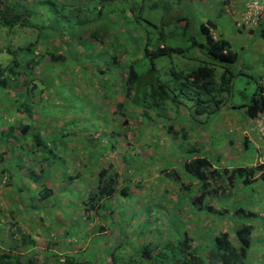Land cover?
<instances>
[{
	"label": "trees",
	"instance_id": "16d2710c",
	"mask_svg": "<svg viewBox=\"0 0 264 264\" xmlns=\"http://www.w3.org/2000/svg\"><path fill=\"white\" fill-rule=\"evenodd\" d=\"M133 1L84 0L83 4H78L76 0H71L72 3H65V0L61 3L57 0H0V28L7 33L6 36L10 32L27 27L35 26L38 30L34 39L21 36L17 43L6 44L4 55L0 51L2 58L0 60V182L5 176L6 181L3 186H7L10 190L4 194L16 195L17 199L16 204H11L7 208V214H5L7 210L0 208V211H3L0 215L6 219L4 223L0 222V234L3 235L6 223L14 226L5 236L8 241L6 246L0 247V264H246L256 235L254 219H258L260 209L252 211L250 207L238 201H233V206L229 207L218 204L221 200L232 196L240 184L249 186L260 183V192L264 194V161L222 166L219 156L208 157L203 145L198 146L196 142H191L185 121L192 120L197 126L206 128L213 119L220 117V113L226 107L233 110L243 109L246 118H255L260 113L264 114L262 76L253 77L255 88L248 100L233 102V81L242 73V70L233 68L238 62L239 52L227 38L218 35L216 37L213 34L216 31V24L212 20H207L198 25V36L192 37L193 45H197L203 51L207 60H203L193 70L171 68L172 77L168 80L162 79L160 70L155 64V57L169 54L174 50L183 55L184 50L177 46L167 47L163 42V26L167 22L164 20L155 22L136 12V9H141L147 4H150L147 6L150 9L158 8V0H138L139 7L135 6ZM184 1L188 0H176L177 3H174L180 6ZM44 8L47 9L50 17L56 18L55 22L45 18ZM112 15H121L125 19L123 22L129 24V30L137 33L131 43L137 45L139 43V52L137 54L138 50H135L131 58L127 56L124 62H117L115 56L118 55V51L115 46L119 45V36L115 35L111 40V46H114L113 56L108 57L113 66L111 63L105 65L106 62H103V69H99L97 63L89 69L85 68L86 70L79 67L83 73L82 80H87V89L96 91L91 87L95 85L94 71L97 70L104 75L109 74L113 82L105 78L100 82V87L111 88L112 85L117 84L119 90L112 88L108 91L109 89L105 88L106 91L103 93L109 95L110 92H123V99L117 104L118 110L121 109L120 113H125L129 117H135L137 114L144 122L158 117L166 122L168 131L174 130V125H177L174 132L175 135L181 136V140L179 152L176 154L182 156L184 161L181 172L173 170L167 172V176L179 184L180 190L187 189L190 193L192 187L184 186L180 177H188L190 181L196 183L195 194L190 196L188 192L186 195L192 208L198 212L221 217L230 213L234 221H231L230 231L222 230L214 233V229H206L209 240L206 241V236L205 241L197 244L188 231H184L174 239L166 238L162 232L160 237L156 236L154 240L141 239L138 243L129 240L112 241L104 249L92 250L88 247V243L84 249L73 252L68 251L73 241L64 243L63 240H59L53 243L48 239L46 248L39 254L36 250V234L23 231L18 225L16 214L19 210L22 211L18 204L27 200L29 205L23 206L27 210L26 213L37 210L41 220H44L41 210L45 209L41 201L44 202V206H49L50 200L56 202L53 206L59 204L61 208L67 206L68 202L57 203L53 195L54 189L45 184L52 173L62 172L59 180L63 186H60L59 193L70 195L71 201L72 198L77 197L76 202L79 201L78 206L82 208L81 214L75 220L78 223L71 221L65 231L57 236L58 238L86 239L90 232L78 233L77 227L88 221L92 223L96 216H99L100 220L93 223L99 232L104 231L100 222L109 218L106 212L110 215L114 213L112 205L118 194L127 195L128 184L119 186V178L121 175L127 177V170L124 167L134 166L132 162L138 158L139 153L125 151L119 155L127 159L126 163L123 161L121 174L116 171L114 163H108L104 167L97 165L96 167L99 168L96 176L95 170L92 169L97 162L95 159L97 148H100L101 153L107 151L108 146L116 149L117 140L114 139L120 132L113 129L109 137L114 136V139L105 145L99 143L94 146L91 141L84 144L78 151L85 152L87 156L89 153L94 159L88 157V162H80L83 170L75 171L74 167L68 171L67 160L74 157L73 154L65 156L66 151L71 152L72 149L70 150L68 143L63 139L75 134L78 137L83 136L84 133L75 132L79 122L71 123L73 127L70 130L61 126L53 131L52 127H46L42 121V124L36 121L39 108H43L41 103H47L45 97L50 94V90L57 86L61 88L60 84L63 82L75 83L73 79L75 73L73 77L69 73L70 70L75 71V66L68 61L69 51L66 48L62 54L60 50L62 45L50 42L54 39L52 36L72 35L74 38H80L81 32L89 30L90 25L95 23L97 26L93 31L90 30V33L98 37L101 31L107 32L109 29L119 27ZM57 19L61 20L60 26L57 25ZM169 19L176 24V19ZM68 24L69 26H66ZM137 26H140L138 30ZM46 27H49V30ZM237 29L240 34L246 33L247 38L255 35L264 39V11L256 24L242 23ZM129 38L131 41V37ZM38 44L40 46L37 48ZM43 58H47L49 62L45 64ZM101 59L102 57L99 58ZM41 62L45 67L40 66ZM74 63L79 62L77 60ZM124 71L122 79L119 73ZM120 80L122 84L117 83ZM80 99L78 106H75V115L83 112L85 96ZM8 101L12 104L10 108L5 105ZM64 101L66 106L68 100L64 99ZM93 107L95 110L94 105L88 109L93 110ZM128 107L134 111L129 110ZM5 113L13 119L5 118ZM126 122L125 120L124 123ZM85 123L82 122L83 125ZM42 126L51 129L49 134L53 137L44 136L41 132ZM77 130L80 131L79 128ZM243 142L246 143L245 139ZM175 152L176 150L173 151ZM37 167L41 169L39 172L35 170ZM87 174L89 176H86ZM24 178L28 180L25 185L22 182ZM75 178L80 182L88 183V192H80L78 189L75 190L76 195L71 194L74 188L68 187L73 186ZM30 181L34 184L30 185ZM24 190L29 191L27 199L21 196ZM180 200L181 198L176 196L174 204L179 210H183V205L179 204ZM262 204L264 203L257 205L261 207ZM8 215L11 216L10 219L7 218ZM71 227H76V230H72ZM52 229L51 224H48L35 232L42 236ZM56 246L60 250H54Z\"/></svg>",
	"mask_w": 264,
	"mask_h": 264
},
{
	"label": "rangeland",
	"instance_id": "374dc122",
	"mask_svg": "<svg viewBox=\"0 0 264 264\" xmlns=\"http://www.w3.org/2000/svg\"><path fill=\"white\" fill-rule=\"evenodd\" d=\"M57 1L59 3L62 2V0ZM83 1L84 0H76V3L83 4ZM133 2H135V6L139 7L138 0H134ZM174 2L177 3L176 0H158V8L150 9V7H147L150 4H147L141 9H136V12L144 15L145 18L155 22H159L160 20L167 22V24L163 26V42L167 47L175 48V46H177L179 48L182 47L184 50L183 55H180L179 52L174 50L170 51L169 54H162L155 57V64L160 70L161 78L165 80L172 77L171 68L177 70H193L203 60H207V58H204L205 55L203 51L192 43V37H197L199 33L198 24L205 21L206 18H210L215 22V30L224 37L239 34L234 24L235 18L232 17L233 22L228 21V18L225 21L224 14L227 16L225 8H222L220 4L212 2L215 5H210L209 8H203L201 6V8L192 3L193 0L184 1L180 6ZM65 3L72 2L71 0H65ZM124 3H126V1H124ZM43 12L45 18L55 22L56 18L50 17L47 9L44 8ZM117 16L112 15L111 17L118 23L119 27L117 29H109L107 32L101 31L98 37H94L90 33V30L93 31L97 26L95 23L90 25L89 30L87 29L81 32L80 38H74L72 35H65L63 37L52 36L54 39L50 42L55 45L61 44L62 48H60V50L62 54L65 52L66 48V50L69 51L68 61L72 63V66H75V71L70 70L69 73L71 76L75 73V78L72 76L73 79H75V83L63 82L60 84L61 88L57 86L55 89L50 90V94L45 97L48 100L47 103L40 102L43 108H39L40 112L37 115L38 119L36 118V121L39 123L42 121L46 127H52L53 131L61 126L70 130L73 127L71 123L75 121L79 122L75 127V132H82L85 137H78V135L75 134L64 137L63 139L68 143L70 150L72 149L73 151H66L65 156L73 154L74 157L73 159L67 160L68 171L72 170L74 167L75 171L83 170L80 162H88L89 158L94 159L89 156V153L87 156L85 152L78 151L84 144L91 141L94 146H97L99 143L105 145L114 139V136L111 138L109 137V133H111L113 129L120 132L119 136L114 139L117 140L116 149L113 148V150L111 146H108V150H104L103 153H101L100 148H97V156L95 157L97 162L92 166V169L95 170L96 176L99 167H104V165L108 163H114L116 171L121 174V167H124L123 163H126L127 159L119 157V155H122L125 151L127 153L131 151L139 153L138 158L132 162L134 166L124 167L127 170V177L121 175L119 178V186L128 184L127 195L118 194L115 199L116 201H114L115 203L113 202L112 205L114 213L110 215L106 212L109 218L104 222H100L104 231L99 232L95 226L94 223L100 220V217L96 216L92 223L88 221L84 223V225L77 227L79 230H76V227H71L72 230H76L78 233L89 231V238L87 237L86 239L79 240L75 237L58 238L57 236L65 231V228L71 221L76 224L78 223L75 220L76 217L81 214L82 208L78 206L79 201L76 202L77 197L72 198L71 201L70 195L67 196L64 192H62V194L59 193L60 186H63L59 180L62 172L52 173L45 184L54 189L55 193H53V195L55 201H57V203L68 202L67 206L62 208L59 207L61 206L60 204L59 206H53L56 202H52V200L48 203L49 206H44V202L41 201V205L45 207V209L41 210L44 219L41 220L38 217L37 210L26 213L27 210H25L23 206H28L29 201L25 200L26 202L18 204L19 209L22 208V211L19 210L16 214L20 228L27 233L36 234V250L39 254L46 248L48 239L53 243L59 240H63L64 243L73 241V244L68 247V251L73 252L84 249L88 243V247L92 250L104 249L106 246L110 245L112 241L122 242L124 240H129L132 243H138L141 242V239L142 241L143 239L154 240L156 236L160 237L162 232L166 235V238L174 239L179 237L184 231H188L194 238V243L197 244L205 241V237L207 236L206 229L212 228L214 229V233L222 230L230 231L231 221H234L230 213H226L221 217L198 212L192 208L189 204V199H186L189 190H180L179 184L172 181L167 176V172H172L173 170L178 173L181 172V165L184 161L182 156L179 157L180 155L176 154L179 152L178 147L181 140V136L175 135L174 132V130L177 129V125H174V130L168 131L166 122L161 121L158 117L144 122L137 114L135 117H129L125 113H120L121 109L120 111L118 110L117 104L123 99V92H110L109 95L103 93L106 89H109L108 91H111L112 88L118 89L117 84L115 83L116 85L114 86L110 85L111 88L107 86L103 88L100 87V82L104 81L105 78H109L112 81V77L109 74L104 75L100 74L97 70L94 71L95 85L91 87L92 89H96V91L94 92L87 89V80H82L81 75L83 73H81L79 67L81 66L86 70L98 64L97 66H100V68H98L103 69V62H106L105 65L111 63L113 66L112 61L109 60L108 57L113 56L112 47L114 46H111V40L115 35L119 36V45L115 46L118 51V55L115 56L117 62H124L127 56L131 58L135 50H138L137 54L139 52V43L138 45L131 43L132 38L137 33H133L129 30V24L123 22L125 19L121 15ZM169 18L172 20L176 19V24L170 22ZM220 18L226 23L222 25L221 20H219ZM60 21V19H57L58 26H60ZM66 26H69V24ZM225 27L228 28L225 30ZM46 28L49 30V27ZM139 28L140 26H137V30ZM37 32L38 30L33 26L32 28L27 27L17 30L16 32H10L9 35L6 36L7 33L0 28L1 54H5L6 44L17 43L21 36L34 39ZM214 34L217 37L216 32H214ZM128 37H131V41ZM232 39V45L234 47L236 42L239 41V46L235 47L239 52V58L237 64H235L233 68L235 70H242V73L237 75L233 81L234 94L232 95V100L233 102L246 101L255 88L253 77L258 78V76L262 74L261 71L264 67V43L262 42L264 39L255 35L253 38H247L246 33L238 37H232ZM38 46H40V44L37 45V48ZM100 57H102L101 60H99ZM1 59L2 58H0V60ZM77 60L79 63H74V61ZM42 61L45 62V64L49 62L47 58H43ZM44 65L42 62L40 63L42 67H45ZM124 74L125 71L120 72V78L123 79ZM66 79H68V77H66ZM117 83L122 84V80ZM43 93L47 94L48 92ZM98 93L101 95H98ZM82 96H85L84 100H86L82 105L84 107L83 112L75 115V106H78L81 100L80 97L82 98ZM8 99L11 101L10 97ZM64 99L68 100L66 106H64ZM10 101L5 103L8 108L12 105ZM92 105L95 106V110L94 107L93 110L88 109ZM99 106L101 108H99ZM128 109L133 110L130 109V107H128ZM243 112V109H224L220 113V117L215 120L213 119V122H211L208 127L206 126V128L197 126L192 120H186L185 125L188 128L191 142H196L198 146L203 145L204 151L208 157L214 158L215 156H219L222 166L246 164L245 159L249 154L251 157H255L257 154V158H252L250 163L263 162L264 135L257 131L252 120L244 117ZM5 115V118L10 120L13 119L12 116L8 117L6 113ZM257 116L261 117L259 114ZM125 120L127 121L126 123H124ZM83 121L87 123L83 125ZM68 122L69 124H67ZM77 128H79L80 131L77 130ZM41 129L44 136L53 137L52 134H49L51 129L43 126ZM36 130L37 128L34 129V131ZM228 139L231 140L230 143L227 142ZM244 139L246 143L243 142ZM58 143L61 145L60 142ZM133 147L134 149H132ZM174 150H176L175 153H173ZM178 157L179 159L177 160ZM97 165L100 166L96 167ZM35 170L39 172L41 169L37 167ZM86 176H89V174ZM180 178L184 186L192 187V192H189L190 196H192L193 193L195 194L196 183L190 181L188 177ZM5 181V176H3L0 182L1 210H7L11 204L17 203L16 195L9 196L4 194L10 190L7 186H3ZM22 182L24 185L27 184V178H24ZM29 183L30 185L34 184V182L31 181ZM73 186L68 187L74 188L71 190L72 195H76L75 190L78 189L80 192H88L89 190L88 183L80 182L77 178L74 179ZM260 190V183L249 186L240 184L236 191L232 193V196H228V199L221 200L218 205L229 207L233 206V201H238L240 204L250 207L252 211L260 209L258 219H254V224L256 225L255 231L256 233H264V211H261L262 208L257 205L258 203H264V194L260 192ZM28 194V190L21 192V196L26 199L28 198ZM176 196L181 198L179 204L183 205V210H179L178 206L174 204ZM37 202L38 201L35 203L37 204ZM51 206H53V208ZM262 207L264 208V204H262ZM2 212L3 211H0V214ZM7 212L8 210L5 214H7ZM10 217V215L7 216L8 219H10ZM31 219L34 220L32 221ZM5 220V217H0V222L4 223ZM48 224H51L53 229L42 236L37 235L35 231L41 230L44 225L48 226ZM13 227L9 223L5 224L3 235L0 234V247L6 246V242L8 241L5 236H7L6 234H8ZM211 231L212 230H210V232ZM138 233L139 235H137ZM260 236L262 238L259 241L258 248L261 250L254 252L255 254L258 253V257L260 258L254 260L255 262L257 261V263L254 264H260L259 262L264 264V234ZM207 238L206 241L209 240L208 236ZM54 250L60 249L56 246Z\"/></svg>",
	"mask_w": 264,
	"mask_h": 264
},
{
	"label": "crops",
	"instance_id": "0c3cea01",
	"mask_svg": "<svg viewBox=\"0 0 264 264\" xmlns=\"http://www.w3.org/2000/svg\"><path fill=\"white\" fill-rule=\"evenodd\" d=\"M247 1H250V0H193V2L192 3H194L195 5H198V6H202L203 8H205V7H208L209 8V6L210 5H215V4H213L212 2H215L216 4H220V6L222 5V8L224 7L225 8V12H226V15L227 16H225V14H224V18H225V21L227 20V18H228V21H230V22H233V20H232V17H234L235 19H234V24H235V26H236V23H235V20H237L238 19V17H239V14L241 13V11L243 10V7H244V5H245V3L247 2ZM201 7V8H202ZM222 8H220V9H222ZM205 18H206V16H205ZM229 18H231V19H229ZM210 19V18H209ZM208 18H206V20L205 21H207V20H209ZM211 20V19H210ZM219 20H221V18L219 19ZM205 21H203V22H205ZM221 22H222V25L223 24H225L226 22H223L222 20H221ZM202 23V22H201ZM213 23H215L214 21H213ZM200 24V23H199ZM198 24V25H199ZM237 27V26H236ZM226 28H228V27H225V30H226ZM216 33H217V31H215ZM239 32V31H238ZM243 34V33H242ZM217 35L218 36H223L221 33H217ZM241 34L239 33V34H236V35H229V36H226L225 38H227L231 43L233 42V39H232V37H235V36H240ZM201 36H199V38H200ZM224 37V36H223ZM248 37V36H247ZM253 37V36H252ZM251 36L249 37V38H252ZM262 43H264V41L262 42ZM239 46V41H237L236 42V45H235V47H238ZM261 75L260 76H264V67H263V70L261 71ZM226 110H229V107H227V108H225ZM238 110V109H237ZM222 114H224V113H222ZM230 139H228L227 140V142H229L230 143ZM252 158H257V154L255 155V157H251V155L249 154V156H247L246 157V163L247 162H251V159ZM260 208H262L261 209V211H264V208L261 206ZM256 233V232H255ZM263 234L264 233H256V235L254 236V238H253V246H252V250L250 251V254H249V256H248V258H247V261H246V264H254V263H257V261L255 262L254 260H257L258 258H260V257H258V253H254L255 251L256 252H258V250H261V249H259L258 248V246H259V241L261 240V236L260 235H262L263 236ZM254 261V262H253ZM259 261H260V259H259ZM260 264H263V263H261V262H259Z\"/></svg>",
	"mask_w": 264,
	"mask_h": 264
},
{
	"label": "built area",
	"instance_id": "2783aa9c",
	"mask_svg": "<svg viewBox=\"0 0 264 264\" xmlns=\"http://www.w3.org/2000/svg\"><path fill=\"white\" fill-rule=\"evenodd\" d=\"M264 11V0H250L247 1L243 7V10L239 14L237 24L241 25L245 23L246 25L256 24L260 18V15ZM264 85V78L261 80ZM264 94V90H263ZM255 128L258 132L264 135V116L258 117L255 120Z\"/></svg>",
	"mask_w": 264,
	"mask_h": 264
},
{
	"label": "clouds",
	"instance_id": "9594fccd",
	"mask_svg": "<svg viewBox=\"0 0 264 264\" xmlns=\"http://www.w3.org/2000/svg\"><path fill=\"white\" fill-rule=\"evenodd\" d=\"M237 21H238V20H235V23H236V26L238 27V26H240V25L237 24ZM213 34H214V33H213ZM214 35H215V34H214ZM262 78H264V76H262ZM262 78H261V79H262ZM259 115H260V116H264V114H262V113H260ZM257 118H258V116H256L255 118H247V119L252 120L253 123L255 124V120H256Z\"/></svg>",
	"mask_w": 264,
	"mask_h": 264
}]
</instances>
